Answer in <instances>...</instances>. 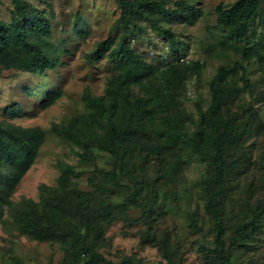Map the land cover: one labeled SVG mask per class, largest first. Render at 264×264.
<instances>
[{
  "label": "rangeland",
  "instance_id": "rangeland-1",
  "mask_svg": "<svg viewBox=\"0 0 264 264\" xmlns=\"http://www.w3.org/2000/svg\"><path fill=\"white\" fill-rule=\"evenodd\" d=\"M21 1L42 11L38 36L60 62L38 74L24 69L16 48L0 58V127L45 131L10 202L0 201V264H68L82 239L111 264H220V251L231 264H264V0L242 39L217 22V7L235 0H131L158 6L131 17L128 41L138 61L122 84L109 51L88 58L107 37L118 43V0ZM12 11V0H0L1 19L10 22ZM154 22L172 31L177 54ZM221 70L215 103L211 82ZM57 89L61 95L42 105ZM198 106L213 127L200 124ZM229 122L225 178L215 185L212 140ZM53 123L76 138L55 134ZM61 162L71 166L72 181L64 228L79 233L46 240L29 233L19 207L53 198ZM209 200L221 212V241Z\"/></svg>",
  "mask_w": 264,
  "mask_h": 264
},
{
  "label": "trees",
  "instance_id": "trees-1",
  "mask_svg": "<svg viewBox=\"0 0 264 264\" xmlns=\"http://www.w3.org/2000/svg\"><path fill=\"white\" fill-rule=\"evenodd\" d=\"M260 0H235L230 6L217 7V22L225 26L231 38L242 39L247 36L249 23L258 10ZM120 5V14L118 17V24L122 28V33L119 37L118 43L114 45L112 37H107L100 41L95 50L88 55V58L100 59L107 51L111 54L117 69L116 75L119 84L123 80L132 79L133 64L138 61V55L133 51L129 41L128 35L132 32L131 17L141 7L155 8L157 3H138L136 7L135 1L118 0ZM13 16L10 22H6L0 18V58H5L10 51L16 48L19 55L24 58V69L38 74H44L46 70L54 68L59 64L57 57H52L45 52L42 45V39L38 36V32L45 30V17L42 11L32 6L31 4L21 1L12 0ZM153 28L162 33L168 40L169 46L174 53L177 54L174 34L168 28H164L155 22L152 24ZM134 28L139 27L137 24ZM249 47L247 48V50ZM194 69H199V64H193ZM225 76V72L221 70L220 76L211 82V91L213 101L218 102L219 83ZM134 78V77H133ZM61 95V90L50 91L42 105H49L54 102ZM89 103L96 106L103 105L102 97H95L88 99ZM200 124L208 127H213V123L208 115L200 106H198ZM51 131L63 137L76 138L74 132L70 127L53 123ZM233 130L231 122L225 128L224 133H218L212 140V154L210 156L212 168V180L215 185L223 183L225 178V158L224 150L227 142L228 134ZM45 131L39 127H21L15 125H7L0 127V201L7 203L9 195L15 188L16 184L35 160L39 147L44 139ZM123 160L124 157H121ZM4 164L8 171L3 172L1 165ZM60 173L57 178V183L54 188V196L50 200H42L41 202H34L26 200L22 207H19L23 212L19 215H25L27 218V230L35 237L46 240H66L72 234L79 233L76 227L65 229L66 217L70 213L71 198V166L67 163H59ZM108 174V173H107ZM116 180V176L112 175ZM137 184H135L136 186ZM132 201L136 202L135 195L132 196ZM74 205V204H73ZM260 209L264 208V200ZM207 209L213 218V231L215 239L221 241L223 222L221 219V212L216 207L214 201L207 202ZM25 212V213H24ZM78 217L80 211L73 212L71 216ZM81 222L87 223L79 217ZM86 220V218H84ZM80 228H82L80 226ZM246 230V226L240 227L238 233ZM73 237V236H72ZM81 243H77L76 249L78 254H71L67 257L68 264H77L82 262L85 264H111L95 247L89 242L82 239ZM76 250V251H77ZM220 264H231L229 257L223 253H218Z\"/></svg>",
  "mask_w": 264,
  "mask_h": 264
}]
</instances>
